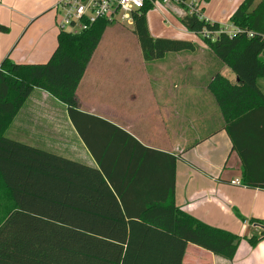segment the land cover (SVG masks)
I'll list each match as a JSON object with an SVG mask.
<instances>
[{"label":"trees","instance_id":"1","mask_svg":"<svg viewBox=\"0 0 264 264\" xmlns=\"http://www.w3.org/2000/svg\"><path fill=\"white\" fill-rule=\"evenodd\" d=\"M150 9L146 3L132 14L145 60L196 48L188 39L153 37L146 20ZM230 21L241 30L235 36H203L238 78L231 83L217 72L208 86L226 122L264 107L257 85L264 77V0H242ZM181 22L195 33L222 29L195 14ZM109 24L100 19L77 33L59 30L45 62H16L8 55L0 61V264H181L189 243L231 260L242 237L175 204L179 156L144 149L136 169L133 161L121 165L112 149L94 154L95 167L6 135L34 89L50 93L70 114L76 111L78 82ZM249 222L261 227L244 237L254 245L264 238V220Z\"/></svg>","mask_w":264,"mask_h":264},{"label":"crops","instance_id":"2","mask_svg":"<svg viewBox=\"0 0 264 264\" xmlns=\"http://www.w3.org/2000/svg\"><path fill=\"white\" fill-rule=\"evenodd\" d=\"M241 1L202 0L200 9L205 20L230 30L234 25L228 19ZM55 3L0 0V61L6 55L16 62L50 57L59 31ZM153 8L163 11L165 22L177 31L169 38L191 40L196 48L154 60H145L140 49L138 61L127 58L133 65L126 68L93 64L90 58L76 89V111L70 114L50 93L34 89L6 135L95 167L94 154L102 157L112 149L121 165L133 161L136 169L144 149L179 156L175 204L242 237L231 260L189 243L181 264H264V238L254 245L244 238L261 231L249 219L264 220V107L226 122L208 86L217 72L231 83L237 76L206 45L202 32L183 25L187 13L182 2L170 0ZM26 30L36 37L19 43ZM257 85L264 92V77ZM152 167L147 160L146 168Z\"/></svg>","mask_w":264,"mask_h":264},{"label":"built area","instance_id":"3","mask_svg":"<svg viewBox=\"0 0 264 264\" xmlns=\"http://www.w3.org/2000/svg\"><path fill=\"white\" fill-rule=\"evenodd\" d=\"M170 0H56L54 9L61 14L60 20L57 22L59 30L77 33L97 20L103 19L109 23H114L117 17L121 20L132 22V14L139 12L146 3L151 4L152 8L160 4H167ZM182 2L186 7L187 14H195L199 19H203L200 9L202 0H176ZM207 21V20H206ZM225 31L230 36H235L241 30L234 26L227 30L222 28L218 31L211 32L203 30L202 34L205 37L213 35L214 37L220 32ZM212 33V34H211ZM252 35V32H248ZM232 183H239L238 180H233Z\"/></svg>","mask_w":264,"mask_h":264},{"label":"rangeland","instance_id":"4","mask_svg":"<svg viewBox=\"0 0 264 264\" xmlns=\"http://www.w3.org/2000/svg\"><path fill=\"white\" fill-rule=\"evenodd\" d=\"M162 12L163 11L153 8L146 13L147 27L149 31L152 34L158 36L175 37L177 35V31L168 26L169 22H165ZM55 14V26L57 29H59L57 22L60 20L61 14L57 12L54 13V15ZM164 14L166 17L169 16L167 13ZM228 20L230 21V19ZM21 33L23 32H20L16 39L21 37ZM25 37L27 38L25 39ZM34 37H36L35 33L31 35L30 31L26 30L20 38L19 43L22 40L29 42ZM139 53L140 46L135 35L133 34L132 22L128 23L127 21L121 20L120 17H117L116 21L114 23H110L105 29V32L91 57V62L93 64L111 65L126 68L133 65L131 63H127V58L137 62L140 56ZM232 233L238 236L241 235L239 234L240 232Z\"/></svg>","mask_w":264,"mask_h":264}]
</instances>
